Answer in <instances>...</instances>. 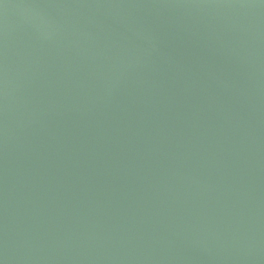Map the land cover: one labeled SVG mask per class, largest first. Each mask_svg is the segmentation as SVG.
<instances>
[{
  "label": "water",
  "instance_id": "1",
  "mask_svg": "<svg viewBox=\"0 0 264 264\" xmlns=\"http://www.w3.org/2000/svg\"><path fill=\"white\" fill-rule=\"evenodd\" d=\"M0 264H264V0H0Z\"/></svg>",
  "mask_w": 264,
  "mask_h": 264
}]
</instances>
